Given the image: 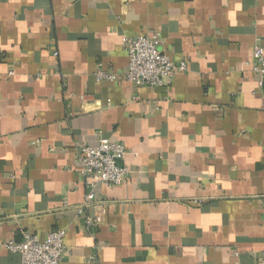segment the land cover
Returning <instances> with one entry per match:
<instances>
[{"label": "crops", "instance_id": "1", "mask_svg": "<svg viewBox=\"0 0 264 264\" xmlns=\"http://www.w3.org/2000/svg\"><path fill=\"white\" fill-rule=\"evenodd\" d=\"M153 34L186 68L134 87L122 38ZM255 45L264 0H0V264H20L5 243L56 229L61 264H264ZM101 138L129 175L79 213L78 150Z\"/></svg>", "mask_w": 264, "mask_h": 264}, {"label": "built area", "instance_id": "2", "mask_svg": "<svg viewBox=\"0 0 264 264\" xmlns=\"http://www.w3.org/2000/svg\"><path fill=\"white\" fill-rule=\"evenodd\" d=\"M123 48L128 56L127 69L123 78L134 87H166L170 84L176 71L184 70L186 65L173 62L160 49L161 39L158 34L125 36L122 38ZM253 69L264 81V50L260 45L253 47ZM97 81H112L117 74L97 68L94 72ZM126 149L124 145L101 138L95 147L83 146L78 150V171L86 188L84 202L78 206L82 212L95 201V187L121 185L127 181L129 170L122 163ZM64 206H68L64 201ZM101 215L84 217L86 227L98 225ZM64 230H52L44 239L25 232L19 242L9 241L5 247L20 255V264H61L66 253Z\"/></svg>", "mask_w": 264, "mask_h": 264}]
</instances>
